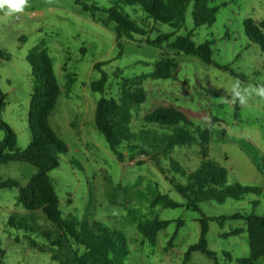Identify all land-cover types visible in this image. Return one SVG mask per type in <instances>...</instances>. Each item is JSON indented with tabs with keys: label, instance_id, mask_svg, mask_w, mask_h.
<instances>
[{
	"label": "rangeland",
	"instance_id": "obj_1",
	"mask_svg": "<svg viewBox=\"0 0 264 264\" xmlns=\"http://www.w3.org/2000/svg\"><path fill=\"white\" fill-rule=\"evenodd\" d=\"M85 1L104 8L111 5L110 0ZM30 5L19 19L0 13V49L10 55V60L0 61L3 95L0 118L15 133L18 149L25 150L31 140L28 113L33 83L27 56L37 48H44L62 91L49 117L52 130L68 148L67 154L60 155L59 166L49 172L62 216L100 220L121 231L130 250L124 264H183L188 247L199 240L201 215L185 207L150 206L158 193L184 203L166 176L181 183L183 178L170 172L167 159L161 157L157 165L139 154L131 157L126 146L122 148L124 159L119 161L96 128V105L102 96L117 98L123 78L151 72L162 58L175 59L179 65L175 79L144 80L147 99L132 109V131L166 133V129L145 125L142 116L163 104L180 107L196 127L210 131L207 155L226 170V185L259 187L264 194V102L253 98L246 105L238 103L236 112V103L220 100L230 94L234 79L256 83L264 77V52L249 41L243 24L247 18L264 20V0H212V5L219 7L216 21L199 28L194 27L190 3L184 26L179 30L153 24L139 7H124L147 34L134 40H120V54L113 25L106 22L104 13L98 12L93 19L75 0H30ZM164 33H173V37L191 33L197 43L212 41L215 64L229 65L238 76L206 65L196 57L179 54L167 43L161 47L147 43V39L154 40ZM104 62L101 69L108 80L102 94L93 92L91 84L101 76L95 65ZM70 78L72 83L68 86ZM4 138L5 131L0 130V142ZM171 157L187 172L193 171L203 158L197 145L177 147ZM36 172L29 162L9 161L0 164V183L11 180L26 186ZM18 197L17 187L0 188V264H59L51 260L49 252H40L29 245V239H33L47 247L44 233H55V225L41 211L25 210ZM201 207L210 218L234 213L264 215V198L249 194L223 204L208 201ZM11 215L26 219L34 231L10 227ZM155 215L175 222L160 232L156 244L151 246L132 220ZM177 220L184 221V225L173 247L168 248ZM246 227L245 220L209 221L206 239L209 249L217 255L218 264H236L237 259L249 256L246 231L225 236ZM188 264H214V261L201 252H193ZM256 264H264V257Z\"/></svg>",
	"mask_w": 264,
	"mask_h": 264
},
{
	"label": "trees",
	"instance_id": "obj_2",
	"mask_svg": "<svg viewBox=\"0 0 264 264\" xmlns=\"http://www.w3.org/2000/svg\"><path fill=\"white\" fill-rule=\"evenodd\" d=\"M108 8L98 7L95 3H87L85 0H75L83 11L89 12L93 19L98 12L104 13L107 23L112 24L121 53L120 40L135 37H144L147 31L141 27L126 11L128 6H136L141 9L145 17L155 25H168L174 30L184 26L187 7L192 3V19L195 28L212 25L216 21L219 11L218 6L212 5V0H110ZM125 7V8H124ZM246 37L250 42L257 44L264 52V20L247 18L243 22ZM173 38V39H172ZM149 45L161 47L167 43L169 47L179 54L198 58L206 65H214L230 72L237 77L236 72L229 65L218 66L213 60L214 50L212 41L205 40L197 43L192 34L177 35L164 33L154 40H146ZM10 60V55L0 49V61ZM27 62L31 66L32 93L28 113V123L31 140L25 150L20 151L16 145V135L10 127L0 118V130L5 131V138L0 142V164L9 161L22 160L36 167L26 186L16 181L0 183V188L15 186L19 190L18 202L29 212L41 211L46 219L53 223L57 229L54 233L46 232L44 237L48 246L37 244L29 239L31 248L40 252H49L52 261L59 264H124L129 257V241L125 235L109 227L100 220H78L73 217L64 218L59 209V197L49 172L59 166L61 154H67V145L52 130L49 117L56 108L58 99L62 93L56 80L52 67V60L44 48H37L27 56ZM97 63V69L101 76L91 84L93 92L104 93L108 77ZM179 65L173 58H162L153 70L147 74L137 75L131 78H123L120 84L118 97L102 96L96 105L95 125L97 130L105 137L110 151L119 161H123L122 148L126 146L131 157L142 155L160 164L159 159L169 161L170 172L181 175L183 182H177L174 178L166 179L182 198L184 203H178L167 194L158 193L150 201V206L161 205L163 208H179L198 212L201 217L200 237L197 243L188 247L184 255L183 264H188L193 252H201L218 264L215 252L209 249L207 234L209 221L245 220L246 229H234L225 236H237L246 231L249 245V256L239 258L236 264H256L264 257V215L234 213L230 216L206 217L202 212L201 204L214 201L223 204L228 199L240 200L246 195L253 194L263 197V190L259 187H248L240 184L226 185V170L219 166L207 155L211 140L208 129L196 127L187 113L182 108L173 104L157 106L152 111L142 116L145 125L168 130L166 133L156 135V131L145 130L140 133L132 131L130 124L133 119L132 109L147 99V93L142 86L144 80H173L178 72ZM72 79H69L68 86ZM230 97V94L227 96ZM3 104V95L0 92V108ZM239 110L238 102L235 111ZM197 145L202 154L198 166L187 172L177 160L171 157L177 147ZM160 171L164 170L160 167ZM256 204V202L254 203ZM173 220L160 219L157 215L152 218L134 219L137 231L144 241L154 246L157 236L163 232ZM175 232L168 240V248L178 236L179 229L184 221L177 220ZM8 225L17 229L34 231L26 219L11 215ZM168 248L166 250H168ZM3 254V251H1ZM229 259L231 255L226 253Z\"/></svg>",
	"mask_w": 264,
	"mask_h": 264
},
{
	"label": "clouds",
	"instance_id": "obj_3",
	"mask_svg": "<svg viewBox=\"0 0 264 264\" xmlns=\"http://www.w3.org/2000/svg\"><path fill=\"white\" fill-rule=\"evenodd\" d=\"M30 0H0V13L6 17H15L19 19L20 15L24 14L29 8ZM253 98L264 102V77H261L258 82L245 83L236 78L230 85V97H220L223 103H239L246 105Z\"/></svg>",
	"mask_w": 264,
	"mask_h": 264
}]
</instances>
